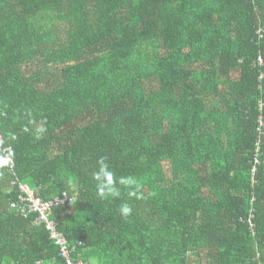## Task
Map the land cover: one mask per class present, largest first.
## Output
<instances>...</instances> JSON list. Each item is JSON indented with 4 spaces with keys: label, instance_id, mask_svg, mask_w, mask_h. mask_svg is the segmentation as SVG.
I'll list each match as a JSON object with an SVG mask.
<instances>
[{
    "label": "trees",
    "instance_id": "1",
    "mask_svg": "<svg viewBox=\"0 0 264 264\" xmlns=\"http://www.w3.org/2000/svg\"><path fill=\"white\" fill-rule=\"evenodd\" d=\"M262 73L264 0H0V264H64L19 183L73 198L74 259L264 264ZM100 157L143 198H99Z\"/></svg>",
    "mask_w": 264,
    "mask_h": 264
},
{
    "label": "built area",
    "instance_id": "2",
    "mask_svg": "<svg viewBox=\"0 0 264 264\" xmlns=\"http://www.w3.org/2000/svg\"><path fill=\"white\" fill-rule=\"evenodd\" d=\"M257 62L261 65L263 64V57L259 55L257 57ZM264 76V73L261 74L260 78ZM260 108L264 106L263 102H259ZM259 125L257 130L259 133L264 132V120L262 117H259ZM256 162H259L256 159ZM13 167V162L11 161V168ZM255 170V168H253ZM19 200L21 202V211L25 213L26 210L30 212H36L37 217L36 221L43 223L46 229L50 233V237L55 240L56 244L59 246L60 255L64 259V264H90L87 261L82 259H74L71 255L72 247L69 246L66 237L64 234L57 228V224L54 219L50 216V209L53 205L59 203L70 204L73 198L63 194L62 198H54L53 200H42L34 195V193L28 188L27 185L19 183ZM36 264H55L53 262H44L43 260L36 261Z\"/></svg>",
    "mask_w": 264,
    "mask_h": 264
},
{
    "label": "clouds",
    "instance_id": "3",
    "mask_svg": "<svg viewBox=\"0 0 264 264\" xmlns=\"http://www.w3.org/2000/svg\"><path fill=\"white\" fill-rule=\"evenodd\" d=\"M44 131L45 129L43 127L37 129V139L40 138V134H42ZM97 163L98 168L93 173V179L96 181L97 196L99 198H118L121 194L120 187L118 185L127 186L130 189L128 191L129 197H135L136 199L143 198L141 185L131 178H117L114 172L110 169L106 157H100ZM10 165V154L9 156H0V167ZM119 212L121 216L128 217L132 213V207L128 203H124L120 206Z\"/></svg>",
    "mask_w": 264,
    "mask_h": 264
}]
</instances>
